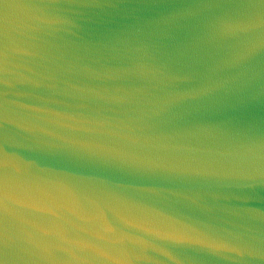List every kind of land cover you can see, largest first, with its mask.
I'll use <instances>...</instances> for the list:
<instances>
[{
  "label": "water",
  "instance_id": "water-1",
  "mask_svg": "<svg viewBox=\"0 0 264 264\" xmlns=\"http://www.w3.org/2000/svg\"><path fill=\"white\" fill-rule=\"evenodd\" d=\"M0 264H264V0H0Z\"/></svg>",
  "mask_w": 264,
  "mask_h": 264
}]
</instances>
